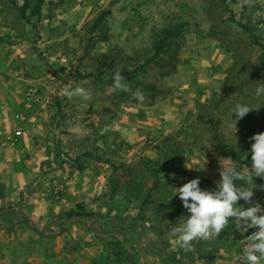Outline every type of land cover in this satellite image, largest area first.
<instances>
[{
	"label": "rangeland",
	"instance_id": "rangeland-1",
	"mask_svg": "<svg viewBox=\"0 0 264 264\" xmlns=\"http://www.w3.org/2000/svg\"><path fill=\"white\" fill-rule=\"evenodd\" d=\"M36 2L22 17L24 0H0V145L21 153L0 165V185L2 173L23 175L26 196L12 206L0 191V242L31 200L54 222L61 207L81 226L124 214L176 239L188 213L174 189L199 179L214 191L219 161L232 153L238 169L250 167L251 138L264 133L263 50L238 24L264 45V0H43L32 16ZM164 30L177 36L131 76L155 90L134 86L124 75L155 55ZM117 73L125 87L114 86ZM240 104L252 110L235 131Z\"/></svg>",
	"mask_w": 264,
	"mask_h": 264
},
{
	"label": "crops",
	"instance_id": "crops-1",
	"mask_svg": "<svg viewBox=\"0 0 264 264\" xmlns=\"http://www.w3.org/2000/svg\"><path fill=\"white\" fill-rule=\"evenodd\" d=\"M10 150L0 145L2 171L6 167L9 169L12 164L9 152L21 154ZM14 159L19 160V157ZM6 176L1 174L3 185H0V191L8 194L6 204L13 206L21 197H26L25 178L23 175H14L12 183L6 180ZM31 203L34 204V200L23 205L24 210L30 213L13 214L12 221L3 227L12 237L8 236L10 240L4 243L0 242V264H235L236 257L243 252L246 234L251 230L244 231L235 219L230 218L218 237L198 238L191 242V250H186L176 243L175 238H163L157 227H147L140 220L133 222L130 216L124 214L113 219L110 214H104L94 223L81 226L74 220H64L69 210L67 207L60 208L55 215L57 221L54 222L51 219L52 212L48 213L43 206ZM256 204L264 207V191L253 194L248 203L243 201L242 207ZM0 220L2 224L3 219ZM2 233L3 230H0V235ZM37 233L55 235V238L49 243L31 241V238L39 239ZM16 234L18 242L13 239Z\"/></svg>",
	"mask_w": 264,
	"mask_h": 264
},
{
	"label": "clouds",
	"instance_id": "clouds-1",
	"mask_svg": "<svg viewBox=\"0 0 264 264\" xmlns=\"http://www.w3.org/2000/svg\"><path fill=\"white\" fill-rule=\"evenodd\" d=\"M114 86L117 89L125 87L124 78L119 73L114 76ZM63 94L67 97L80 96L85 100L90 96V93L81 87L73 90L65 87ZM261 94H264V86L257 89L256 95ZM134 95L137 100L143 101L141 92L137 91ZM251 110L246 104L238 105L235 119L232 117L231 127L235 129L236 122ZM251 140L253 142L250 147V167L240 170L232 159H221L220 180L214 191L202 190L199 187V179H192L182 187L174 189L175 196L178 195L188 215L185 216L183 225L174 228L173 232L176 234V243L186 250H191V242L198 238L218 237L232 218L244 231L256 229L243 242V252L236 260L239 264H261L264 261V207L259 204L247 208L237 206L240 200L246 203L251 201L254 180L264 178V133L254 135ZM238 181L244 186H238Z\"/></svg>",
	"mask_w": 264,
	"mask_h": 264
},
{
	"label": "trees",
	"instance_id": "trees-1",
	"mask_svg": "<svg viewBox=\"0 0 264 264\" xmlns=\"http://www.w3.org/2000/svg\"><path fill=\"white\" fill-rule=\"evenodd\" d=\"M42 2L43 0H37L36 2V5L33 7L32 9V13L31 15L34 16V15H37L39 14V11H40V7L42 5ZM29 8V0H24V5L23 7L20 9V14L22 17H25V12L27 11V9ZM234 22H237L235 21V19H233ZM239 26L244 30V32L246 34H248V37L250 39V41L256 45V46H259L262 48L263 50V55H262V59L264 61V45H262L260 43V41L258 40V37L257 35L255 34V32L253 31V29L249 28V27H246L245 25H242L240 23H238ZM163 39L160 40L156 45H155V55L151 58V59H148L147 61H145L143 63V65L139 66L138 68H136L135 70H133L132 72H130L129 74H126L124 75L125 78L128 79V81H130L132 84H134V86L138 87V86H141L142 89L144 90H149V91H154V87L150 86V85H141L140 83H138L137 81L133 80L131 78L132 75L136 74L137 72H141L144 70V68H146L149 64L155 62V58L163 51V48L164 46L166 45V42L169 38L171 37H176L177 36V33L175 31H169V30H164L163 31ZM89 77H94L93 75H89ZM94 78H99V77H94ZM227 151V149H226ZM229 152V151H227ZM230 153V152H229ZM230 158H234V156L232 155V153L229 154ZM78 160V159H76ZM77 168H81L79 165ZM255 179V178H253ZM255 181H258L259 183H261L263 186H264V180L262 179H259V178H256ZM239 182V181H238ZM237 182V183H238Z\"/></svg>",
	"mask_w": 264,
	"mask_h": 264
},
{
	"label": "built area",
	"instance_id": "built-area-1",
	"mask_svg": "<svg viewBox=\"0 0 264 264\" xmlns=\"http://www.w3.org/2000/svg\"><path fill=\"white\" fill-rule=\"evenodd\" d=\"M254 231H256L255 229H251L247 234H246V240H247V236H250ZM235 264H239V261H236Z\"/></svg>",
	"mask_w": 264,
	"mask_h": 264
}]
</instances>
